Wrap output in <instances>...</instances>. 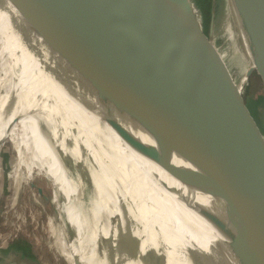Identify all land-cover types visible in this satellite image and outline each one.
Listing matches in <instances>:
<instances>
[{
  "label": "bare ground",
  "instance_id": "1",
  "mask_svg": "<svg viewBox=\"0 0 264 264\" xmlns=\"http://www.w3.org/2000/svg\"><path fill=\"white\" fill-rule=\"evenodd\" d=\"M83 1L71 0V10L67 9L68 3L65 6V0H35L33 4L41 5L34 9L23 1L34 16L38 14L40 28L47 36L46 44L43 43L55 60L49 64L38 55L39 50L33 53L31 43L35 36L31 35H43L39 28L35 33L27 26L15 9V2L0 0V146L9 142L28 171L37 168L56 187L63 202L64 221L75 231L74 237H66L53 220L47 222L56 252L65 263L106 264V244L112 238L116 246L118 232L122 230L117 196L123 198V189L112 161L104 153L94 154L98 170L93 171L95 177L86 209L76 201L77 188L72 182L59 184L64 176L59 167L64 168L68 159L79 163L90 157L91 138L104 130L99 117L110 114L118 129L117 139L125 152V161L137 173V181L142 184L143 195L159 221L168 247L166 260L159 251H150L143 257L134 253L122 255L116 264H198L197 251L209 237L207 205L185 137L154 82L127 51L119 35L91 0H85L88 7ZM61 6L71 21L77 18L82 26L83 15L94 32L102 30L107 52L89 42V31V40L82 37L78 41V51L65 48L67 37L74 35L67 31V18L57 11H61ZM51 11L60 15L56 25L51 23ZM216 11L209 52L220 76L230 79L234 68L240 79L246 80L256 59L264 70V46L243 1L220 0ZM57 25L65 37V53L61 56L54 46L50 51L52 26ZM227 57L233 63H226ZM90 71L109 85L105 101L94 91ZM236 95H230L235 112ZM122 111L132 118L137 150L127 137L128 125ZM254 216L258 234L263 238L264 193Z\"/></svg>",
  "mask_w": 264,
  "mask_h": 264
},
{
  "label": "water",
  "instance_id": "2",
  "mask_svg": "<svg viewBox=\"0 0 264 264\" xmlns=\"http://www.w3.org/2000/svg\"><path fill=\"white\" fill-rule=\"evenodd\" d=\"M11 1L15 2V9L32 31L37 33L39 28L43 34L42 40L46 44L44 39L47 36L40 28L38 14L34 16L23 5L25 1L33 5L34 9L41 5V2L35 5L33 4L35 0ZM242 1L248 8L264 46V0ZM91 2L119 35L127 51L137 59L154 82L185 137L192 163L203 185L207 205L205 221L209 237L197 251L198 264H264V237L260 238L256 227L254 195L238 131L237 104L235 112L228 84L220 76L212 60L209 45L200 36L189 1L91 0ZM67 3L69 4L67 9L71 10V0H65L66 7ZM75 7L77 8L76 5ZM61 8V11H57L67 18V31L73 32L74 37L68 36L65 40L62 29L58 25L52 26L50 51H53L54 46L57 49L55 52L60 56L65 53L62 39L65 40V48L67 46L78 51V41L82 40V37L89 40L86 35L89 32L92 35L89 42L93 41L98 49L107 48L103 42L105 34L102 30L100 33L97 30L94 32L91 29L92 25L83 15L82 26L77 23V18H72L76 23L74 24L63 14L66 11H63L62 6ZM59 14L55 12L50 14L52 24L57 23ZM79 29H83L84 32L80 33ZM68 60L69 58L67 63H70ZM262 75L264 76L263 73ZM90 76L95 85L93 90L105 101L109 85L96 73L91 72ZM103 87L106 92L102 91ZM113 126L115 127L114 124ZM127 137L132 147L137 150L138 142L137 146L134 145L128 132ZM90 188L92 189L91 184ZM263 193L264 188L260 200ZM117 197L122 230L118 232L120 236L117 247L112 244V238H109L106 244L108 247L106 264H116L122 255L134 253L137 256L123 198L119 194ZM85 204L86 202L82 200L83 209H86Z\"/></svg>",
  "mask_w": 264,
  "mask_h": 264
},
{
  "label": "rangeland",
  "instance_id": "3",
  "mask_svg": "<svg viewBox=\"0 0 264 264\" xmlns=\"http://www.w3.org/2000/svg\"><path fill=\"white\" fill-rule=\"evenodd\" d=\"M188 1L200 36L209 45L210 29L220 0ZM83 2L88 7L85 0ZM31 36H35L31 43L33 53L39 50L38 55L45 63H53L55 60L50 58L45 48L43 35ZM225 60L226 63H233L229 57ZM258 67L263 73L261 63L256 59L246 80H241L233 68L231 78L226 80L231 86L230 91L227 87L229 93H237L238 131L248 165L254 209L258 207L264 188V76ZM48 80L53 81V78L49 77ZM102 90L106 92L105 88ZM124 116L128 125V136L137 146V138L132 133L129 115ZM99 118L104 130L91 138L89 151L93 156L90 154L89 158L87 156L79 163L66 160L64 168L59 167L61 168L59 170L64 172L59 184L63 181L72 182L77 188L76 201L82 203L84 200L87 204L92 193L89 180L92 181L95 177L93 171L98 170L94 154L104 153L112 161L120 178L124 207L128 214L137 256L143 257L150 251H159L166 260L167 242L152 207L143 195L142 184L136 178L137 173L125 161L126 155L117 139V129L113 126L111 115L107 113ZM56 192V187L37 168L28 171L21 164L9 142L6 141L0 146V264L12 256V253L28 256L32 264H66L56 252L55 240L50 237L47 222L53 220L66 237H74L75 231L64 221L65 217L61 209L63 202Z\"/></svg>",
  "mask_w": 264,
  "mask_h": 264
},
{
  "label": "crops",
  "instance_id": "4",
  "mask_svg": "<svg viewBox=\"0 0 264 264\" xmlns=\"http://www.w3.org/2000/svg\"><path fill=\"white\" fill-rule=\"evenodd\" d=\"M13 255L5 259V264H32V261L28 260V256L26 255H20L17 253H12ZM3 263V264H4Z\"/></svg>",
  "mask_w": 264,
  "mask_h": 264
}]
</instances>
